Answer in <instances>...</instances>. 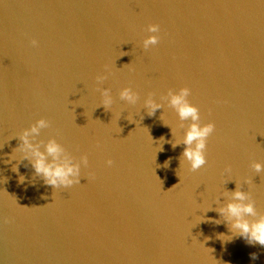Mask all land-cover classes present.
<instances>
[{"label":"water","instance_id":"95a60500","mask_svg":"<svg viewBox=\"0 0 264 264\" xmlns=\"http://www.w3.org/2000/svg\"><path fill=\"white\" fill-rule=\"evenodd\" d=\"M153 23L160 40L145 49ZM184 86L200 123L216 125L195 172L184 145L172 147L191 121L168 93ZM150 95L162 105L153 116ZM40 118L51 126L36 142L55 138L80 165L79 184L53 189L22 161L17 137ZM255 162L264 165V0H0V264H264V247L214 210L238 183L264 215Z\"/></svg>","mask_w":264,"mask_h":264},{"label":"clouds","instance_id":"9594fccd","mask_svg":"<svg viewBox=\"0 0 264 264\" xmlns=\"http://www.w3.org/2000/svg\"><path fill=\"white\" fill-rule=\"evenodd\" d=\"M147 30L154 35H150L144 40L143 46L145 49L157 45L160 40L159 35H157L160 32L159 24H149ZM31 43L33 46H37L38 44L35 39ZM105 67L107 68V66ZM95 79L99 83L108 79V75L100 74ZM168 94L169 103L175 109L180 120L191 121L182 141L172 143V147L176 148L181 143L184 145L181 158L188 163L190 166L189 170L195 172L207 163V141L215 132L216 125L212 121L204 124L200 123V109L189 102L188 97L191 95V89L188 86L181 87L175 92L169 89ZM101 97L100 106L109 109L113 104L110 90L103 89ZM119 97L129 104H135L139 98V94L131 87H123L119 91ZM144 107L148 110V115L153 116L162 105L151 99L150 95L145 100ZM50 126L49 120L40 118L31 124L30 127L23 129L19 133L17 137L19 144L16 148L22 153V161L27 160L34 169L35 176L40 177L45 185L51 186L53 189L67 188L79 184L81 180L80 165L72 163L69 156L63 155L65 150L55 138L49 139L46 143L43 141L36 142V137L39 135L41 129L49 128ZM160 139L164 140L163 137ZM41 144H43V150H41ZM81 160L86 167L88 165V156L86 154L82 155ZM106 163L108 166H111L113 161L109 159ZM169 163L170 160L165 161L163 167L167 168ZM252 167L257 173L264 171V165L259 162H255ZM12 170L18 172V167L13 165ZM224 171L230 173L232 171L231 166L226 167ZM24 180L25 177L23 175L19 176L20 183H23ZM176 186L177 184L168 190ZM230 196L231 199L226 204L214 210L219 216L224 218L229 232H234L235 237H242L249 245L259 244L264 247V215L258 216L255 202L251 200L249 193L240 190V184L237 183V189L230 193ZM211 210L213 209H209L208 211ZM257 216L258 218L256 219H248V217ZM8 222L9 220L6 218L5 223ZM213 223L219 225L221 220L216 219ZM220 236H224V234H219L218 238ZM250 255L253 260L257 258L256 253H251Z\"/></svg>","mask_w":264,"mask_h":264}]
</instances>
